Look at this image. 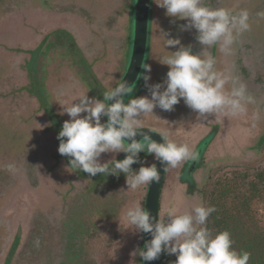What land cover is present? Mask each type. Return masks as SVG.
Returning <instances> with one entry per match:
<instances>
[{
    "label": "rangeland",
    "instance_id": "obj_1",
    "mask_svg": "<svg viewBox=\"0 0 264 264\" xmlns=\"http://www.w3.org/2000/svg\"><path fill=\"white\" fill-rule=\"evenodd\" d=\"M130 1L0 0V264H5L18 232L21 240L10 264H143L142 258L133 253L142 248L144 233L135 232L125 213L136 202L145 207L149 185L127 191L126 177L94 185L91 180L78 178L75 169L62 164L60 170L56 136L47 131L49 119L36 95L28 90L31 78L26 67L29 51L53 31L64 29L80 43L86 63H81L82 57L76 52L69 54L71 48L60 44L57 48H65L71 58L62 65L42 61L40 69L45 65L48 69L45 80L53 108L61 113L63 107L77 102L82 95L91 98L79 86L71 64L74 69L92 67L103 89L114 86L127 65L124 53L129 38ZM162 12L159 8L153 23L151 13L150 84L158 73L159 58L168 54L159 37L160 29L170 31L176 38V21L173 23ZM250 24L256 30L255 38H263L264 19L252 18ZM57 37L65 41L64 34ZM167 50L175 52L177 48ZM39 73L43 75L40 70ZM96 94L103 100L99 89ZM154 114H149L142 126L167 132L174 142L187 143L194 149L214 125H219L202 166L194 173V189H189L181 178L187 161L167 171L160 199L161 219L171 208L182 213L201 203L219 204L226 213L241 220L251 234L263 233L264 147L260 148L259 142L264 135V96L239 117L220 115L209 117L205 123H196V113L183 100L174 111L157 107ZM63 117L65 121L70 119L67 114ZM126 155L103 153L100 160L122 161ZM139 156L148 165L155 162L154 155L143 152ZM10 164L14 165L12 170L7 167ZM140 166L132 167L138 170ZM47 196L55 203L52 215L48 213ZM92 206L99 207L101 216L92 215ZM72 211L89 228L84 237H68L65 233L64 220ZM37 238L39 247L34 245ZM71 252L75 255L70 257ZM168 256L165 253V258Z\"/></svg>",
    "mask_w": 264,
    "mask_h": 264
},
{
    "label": "clouds",
    "instance_id": "obj_2",
    "mask_svg": "<svg viewBox=\"0 0 264 264\" xmlns=\"http://www.w3.org/2000/svg\"><path fill=\"white\" fill-rule=\"evenodd\" d=\"M153 2L166 10L167 17L174 18L173 23L175 20L187 21L180 25V31L194 29L195 40L202 51L195 53L192 45L185 46L170 31L160 29L159 37L168 54L162 55L158 62L167 66L169 71L166 78L156 84L149 83V75L142 76L148 96L135 97L125 103L124 98L134 91L135 84L120 79L103 92V100L85 94L77 102L63 107L61 115L67 114L70 119L63 123L57 136L60 142L58 152L69 158L68 169L89 174V179L84 182L98 174L117 177L124 174L127 191L137 190L158 183L161 171L165 173L185 161L198 158L192 146L174 142L167 132L159 134L163 142H156L141 130L149 114L156 116L154 109L157 107L171 112L183 100L196 113V123H205L209 117L220 115L239 117L256 102L239 76L218 68L217 58L209 51L218 45L224 56L234 53L239 38L251 29L247 9L234 12L224 7H209L202 0ZM256 15L264 19V11ZM169 48L177 50L170 52ZM104 117L107 121L102 123ZM138 135L149 142H138ZM120 152L127 154L122 161L113 158L102 163L100 160L103 153ZM141 152L154 155L155 162L148 165L146 159H140ZM134 164L141 166L134 170ZM7 167L12 170L14 165ZM215 211L214 206L201 203L182 213L171 208L164 219L160 213L157 219L150 210L136 202L125 213L127 222L135 232L150 234L152 238L145 241L143 248L138 247L133 255L138 254L143 261H154L166 253L176 256L173 264H249L251 253L235 250L229 231L214 232L207 227V221ZM39 243L37 238L34 245L39 247Z\"/></svg>",
    "mask_w": 264,
    "mask_h": 264
},
{
    "label": "flooded vegetation",
    "instance_id": "obj_3",
    "mask_svg": "<svg viewBox=\"0 0 264 264\" xmlns=\"http://www.w3.org/2000/svg\"><path fill=\"white\" fill-rule=\"evenodd\" d=\"M203 4L205 6L209 7H224L227 9H230L232 11H238L240 9H247L250 13V19L258 17L256 15L257 12L264 11V0H202ZM132 4L133 0L130 1L128 5V11H129V17H128V28H129V38H128V44L127 49L125 50V57L126 61L128 59L129 54V43H130V34H131V13H132ZM162 9V8H161ZM153 14H152V23L154 22V16L159 11V7L153 2ZM165 9H163V16H165ZM168 19L173 20L174 18L168 17ZM176 21V38H180L183 45H192L195 53H200L202 51L201 45L195 40L196 31L193 29L192 31H180V25L186 24L187 21ZM256 31L253 27L250 29V31L245 32L238 40L237 44L234 46V53L230 56H224L221 54L218 50V45L212 46L209 51L211 54L217 58L218 64L217 67L220 66L224 70L231 71L234 75L239 76L240 80L247 85V90L249 94H251L255 101H258L260 97H263L264 94V37L256 39L255 36L257 35ZM60 34H64L65 41L62 40L63 37H57ZM252 35V36H251ZM56 37V38H55ZM58 44H60L61 47L66 46L67 49L71 48V53L69 54H76L80 55L82 57V64H85V57H84V51L82 47L80 46V43L78 40H75V37L64 29H59L58 31H53V33L47 35L44 37L41 41H39L37 47L29 51L30 59L28 60V73L31 78V85L28 88V90L36 95V98L38 102L40 103V107L45 111L48 119H49V126L47 128L48 132H54V135L56 136V142L55 146L56 148L59 147V140L57 139V136L59 132L62 129L63 123L65 122V119L61 113H58V111L53 108L52 106V95L49 92V88L46 83V75L48 69L46 70V65L44 67H41L42 61H46L48 64H60L62 65L63 61H67V58H71L70 55L67 57L68 53L65 50V48L58 49ZM53 51H56L55 54H53ZM150 59V58H149ZM145 69V72L143 75H148V63ZM30 64V66H29ZM46 64V63H44ZM31 65L33 68H31ZM71 69L76 71L77 81L79 82V86H81L85 93H89L91 97L98 98V95L96 94V89H99L101 95L105 89H103V85L101 84L100 80L97 77V74L94 72L92 67H89L88 65L82 68L74 69L73 65H70ZM25 67V68H26ZM126 69V67H125ZM39 70L43 75L39 73ZM169 71V68L165 65L160 64V67L158 69L157 75L154 77V82L152 84L160 83L166 78V74ZM124 72L121 74L119 80L124 75ZM115 85V84H114ZM31 89H34L36 91H33ZM143 94H149L147 92V88L145 87V82L143 79H141L140 83L137 85V87L134 89V91L127 97L126 103L129 102L130 99L135 97H141ZM263 94V95H262ZM103 98V95L101 96ZM254 105V104H253ZM107 121V117H105V122ZM142 127H148V126H142ZM152 128V127H148ZM219 125H214V128L210 129V131L207 133L206 136H204L201 141L197 144L195 147V151L197 152L198 148L201 146V144L204 142L205 139H207L209 136L214 134V138L212 141L216 138L217 132H218ZM154 129V128H152ZM156 130V129H155ZM264 136V135H263ZM263 136L261 138H263ZM212 141L208 145V147L211 145ZM148 142H145L144 144H147ZM207 147V149H208ZM206 149V150H207ZM205 150V151H206ZM143 153V152H141ZM140 153V154H141ZM205 153V152H204ZM204 156V154H203ZM203 156L198 163L195 171L199 169L202 166ZM59 159H61L62 163H60L62 169V166L68 167V157L62 156L59 154ZM190 161H187L185 163V167L183 169L182 173V181L187 183L184 178L185 170L188 166ZM63 164V165H62ZM76 176L78 178L83 179H89V174L83 173L79 170L75 169ZM194 171V173H195ZM194 173H193V180L194 179ZM125 176H119L118 179L123 180ZM117 176H107V175H101L98 174L95 177H91V181L94 185L96 184H104L109 182L111 179H116ZM188 187L190 189L189 183ZM48 202V213L49 215L53 214L52 207L55 204L52 201V197L47 196L46 197ZM88 198V197H87ZM81 208L84 207L83 200L81 201ZM84 209V208H83ZM88 209L86 208V211ZM75 213V214H74ZM91 213L93 216H101L99 207L94 208L91 207ZM94 218V217H93ZM93 218L91 221H93ZM85 222L81 220L79 217H77L76 212L72 211L69 215L65 217L64 220V226L66 235L68 237L75 236V237H84L88 229L87 227H84ZM73 230V231H72ZM21 240V233L18 232L14 238V241L12 243L11 249L8 252V255L5 260V264H10L14 254L16 253L19 243ZM69 243L71 244L72 241ZM69 244V245H70ZM76 244V239H75ZM74 253H70L69 256H74ZM64 261L61 263L63 264ZM65 264V263H64Z\"/></svg>",
    "mask_w": 264,
    "mask_h": 264
},
{
    "label": "water",
    "instance_id": "obj_4",
    "mask_svg": "<svg viewBox=\"0 0 264 264\" xmlns=\"http://www.w3.org/2000/svg\"><path fill=\"white\" fill-rule=\"evenodd\" d=\"M151 13H152V0H133L132 4V13H131V34H130V43H129V54L127 59V65L125 69V73L122 76L121 80H127L130 84H135L134 89L140 83L142 76L145 72L147 62H148V51H149V40H150V26H151ZM126 96L125 103L127 101ZM109 103H113V101H109ZM145 133L151 136V138L156 142H163L162 137L159 135L160 132L148 128L142 127L141 129ZM214 138V134L209 136L201 146L198 148V158L195 161H190L185 173H184V180L192 182L193 173L200 162L205 150L207 149L208 145ZM138 142H149L147 140L143 141V137L137 136L136 137ZM129 142L130 141H127ZM159 168V165H158ZM167 172L161 171V179L158 183H154L149 185L145 208L150 210L152 215L159 219L160 213V199L162 188L164 184V180L166 177ZM152 237L150 234L144 233V240H150ZM142 245V248H143ZM143 264H161V255L157 260L154 261H143Z\"/></svg>",
    "mask_w": 264,
    "mask_h": 264
},
{
    "label": "trees",
    "instance_id": "obj_5",
    "mask_svg": "<svg viewBox=\"0 0 264 264\" xmlns=\"http://www.w3.org/2000/svg\"><path fill=\"white\" fill-rule=\"evenodd\" d=\"M259 146L264 147V136L260 139ZM185 181L189 183L190 189L196 187L194 181ZM212 206L216 208V211L209 217L207 227L214 232L229 231L234 241L233 248L238 252L243 250L251 253L249 264H264V232L251 234L241 220L226 213L222 206L219 204ZM175 260L176 256L171 255L165 258V253L161 254V264H173Z\"/></svg>",
    "mask_w": 264,
    "mask_h": 264
}]
</instances>
